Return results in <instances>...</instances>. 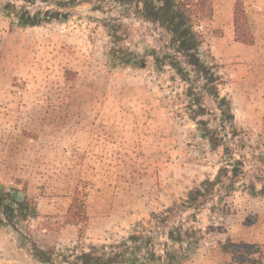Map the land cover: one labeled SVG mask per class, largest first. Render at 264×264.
Wrapping results in <instances>:
<instances>
[{"label":"rangeland","instance_id":"1","mask_svg":"<svg viewBox=\"0 0 264 264\" xmlns=\"http://www.w3.org/2000/svg\"><path fill=\"white\" fill-rule=\"evenodd\" d=\"M55 1L65 0L25 7L66 17L19 28L0 0V200L14 208L8 218L0 207V264H83L93 246L104 254L133 234L142 238L120 264L264 262V0H243L251 45L235 39L236 0H210L199 23L231 102L226 128L218 109L193 120L187 83L154 65L152 48L170 52L157 25L116 0ZM127 54L141 63L117 60ZM84 195L87 220L74 224L68 210ZM24 200L22 213L13 201ZM178 228L184 243L168 237ZM244 244L258 252L236 259Z\"/></svg>","mask_w":264,"mask_h":264},{"label":"trees","instance_id":"2","mask_svg":"<svg viewBox=\"0 0 264 264\" xmlns=\"http://www.w3.org/2000/svg\"><path fill=\"white\" fill-rule=\"evenodd\" d=\"M19 1L27 6L35 3V0ZM109 1L110 0H65L61 2L55 1L54 4L58 8H65L66 5L68 7H74L82 3L93 4L95 2V6L101 8L105 2ZM116 2L120 5L129 6L134 10L132 13L135 18L157 25L169 36L168 49L170 52L158 51L156 48H152V50L149 51V57H152L154 65L160 70L164 69L165 66H169L180 76L183 82L187 83L188 87L185 92L184 103L188 105V110L193 120L197 119L199 116L209 114V109H218L221 126L223 128L231 127L234 120L231 102L227 97L221 96L219 88L223 80L221 75L216 72V67L213 62L204 55L203 46L206 41L199 29V23L206 13L210 0H116ZM25 6H16L12 4L10 0L4 5L5 13L13 17L14 24L19 28L38 26L53 20V18L60 19L66 17V13L61 14L60 12H53L51 10H47L43 14L41 12L31 13ZM233 26L236 41L248 45L254 43L255 36L243 0H236L233 10ZM110 35L117 41L118 31L112 32ZM117 60L123 64L132 66H137L141 63L136 57L129 54L118 56ZM193 74L195 78H192ZM199 81L202 82V87H198L197 84ZM211 103H213L215 107H210ZM200 131L202 138L207 139L210 143L212 140L213 142L214 140L216 141L215 136L210 135L208 129H200ZM215 145H218V142H215ZM197 193H200V190H197ZM260 193L264 194V186ZM25 200L23 202L13 201V204L17 205L22 213H25L27 209ZM85 200L86 195L80 199L77 196L73 198L68 210V217L72 223L79 224L87 220ZM6 202L7 199L5 200V206H3V202L0 200V207H2L6 217L9 218L14 215V208L6 204ZM186 204H189V201L184 202L183 206L186 207ZM167 211H173V209L169 208ZM152 215L158 223L164 225H166L169 220V216L163 219L155 213ZM177 230L179 233L177 232L176 235L171 232L168 234L169 239L178 243H184L185 240L182 238L180 228ZM191 230H193V228H191ZM186 233L189 236L188 239H186L187 244L197 243L196 240L195 242H190L191 237L195 236L194 232ZM140 238L142 237L133 234L125 239L122 245H117L114 248L113 246H102V248L111 249L104 254L99 252L100 250H97L96 246H93L91 250L94 254L89 255L85 253L83 255V264H120L130 262L127 244L137 242ZM145 238V245L151 247L153 243L149 240L152 238ZM120 246L123 248L119 249ZM242 246L247 251L244 253L240 252L241 254L236 259L245 260L258 252V247L254 244H244ZM138 247L142 249L141 246ZM115 248L118 250H115ZM233 248H236L235 244L224 246V251L226 250V252L228 251L227 253H234ZM39 251V257L42 258L44 252L41 249H39ZM155 257L154 253L150 254V258L153 259ZM44 261L48 262L47 258H44ZM258 264H264V262H259Z\"/></svg>","mask_w":264,"mask_h":264}]
</instances>
